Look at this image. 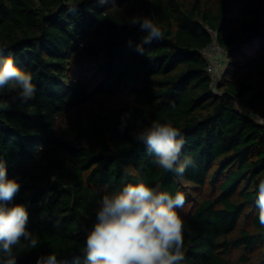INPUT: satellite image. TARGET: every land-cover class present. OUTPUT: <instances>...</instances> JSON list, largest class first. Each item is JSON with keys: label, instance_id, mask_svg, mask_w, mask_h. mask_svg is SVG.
I'll return each instance as SVG.
<instances>
[{"label": "trees", "instance_id": "16d2710c", "mask_svg": "<svg viewBox=\"0 0 264 264\" xmlns=\"http://www.w3.org/2000/svg\"><path fill=\"white\" fill-rule=\"evenodd\" d=\"M134 16L163 37L143 43ZM209 27L228 48L216 88L201 52ZM0 48L37 89L27 101L0 89V160L21 184L9 206L27 207L39 241L14 246L17 264L48 254L85 264L99 201L139 180L185 196L180 264H264V125L237 106L264 117V0H0ZM154 119L186 141L182 176L135 139Z\"/></svg>", "mask_w": 264, "mask_h": 264}, {"label": "clouds", "instance_id": "9594fccd", "mask_svg": "<svg viewBox=\"0 0 264 264\" xmlns=\"http://www.w3.org/2000/svg\"><path fill=\"white\" fill-rule=\"evenodd\" d=\"M130 25H139L146 35L143 43L161 39L163 33L152 17L134 16ZM137 51L143 53L141 45ZM0 48V89L18 88L22 101L34 98L36 86L30 72L19 68L12 55L3 56ZM7 107V105H5ZM123 130V127L121 128ZM146 145L154 163L166 171L182 176L191 160L180 162L185 139L170 122L152 120L134 133ZM21 184L7 175L6 162L0 160V264H17L14 246L35 249L38 239L27 228L29 213L24 204H11ZM185 196H175L149 187L143 180L127 184L120 191L105 194L99 201L96 221L85 240V264H180L184 259V222L177 209L183 208ZM258 220L264 227V179L258 184L256 198ZM36 264H60L55 254L38 257ZM78 264V261L74 262Z\"/></svg>", "mask_w": 264, "mask_h": 264}, {"label": "built area", "instance_id": "2783aa9c", "mask_svg": "<svg viewBox=\"0 0 264 264\" xmlns=\"http://www.w3.org/2000/svg\"><path fill=\"white\" fill-rule=\"evenodd\" d=\"M208 30L213 35V40L202 48V54L208 59L207 72L210 75L212 82L211 86L216 88L222 78L224 65L228 61V48L222 46L216 38V30L209 27ZM239 110L254 118L258 123L264 125V117L255 109L237 103Z\"/></svg>", "mask_w": 264, "mask_h": 264}, {"label": "rangeland", "instance_id": "374dc122", "mask_svg": "<svg viewBox=\"0 0 264 264\" xmlns=\"http://www.w3.org/2000/svg\"><path fill=\"white\" fill-rule=\"evenodd\" d=\"M125 99L126 98H124V97H121V98H119V99H117L118 101H120V102H124L125 101ZM113 103H116V104H118L119 102H117L116 100L115 101H113ZM96 105L94 104V102H91L89 105H88V109H94V108H96L95 107ZM66 125H67V122H66V120H61V122H60V127H61V129H63V128H65L66 127Z\"/></svg>", "mask_w": 264, "mask_h": 264}]
</instances>
